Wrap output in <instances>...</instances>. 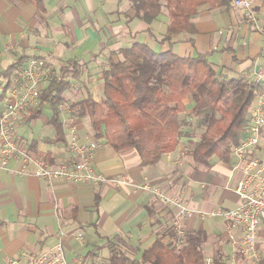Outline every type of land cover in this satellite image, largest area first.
I'll return each mask as SVG.
<instances>
[{
  "label": "crops",
  "instance_id": "obj_1",
  "mask_svg": "<svg viewBox=\"0 0 264 264\" xmlns=\"http://www.w3.org/2000/svg\"><path fill=\"white\" fill-rule=\"evenodd\" d=\"M252 11L256 26L233 2L229 8L203 5L193 18L194 34H179L164 41L170 23L165 0L159 17L151 24L138 18L131 0H0V75L28 57H43L52 62L46 88L61 65L80 61L86 68L80 79H70L67 97L76 103L91 94L100 102L102 71L111 56L118 60L121 55L114 53L135 43H147L157 53L171 50L182 58L206 54L222 79L257 83L256 77L264 76V0H254ZM257 84V88H264V80ZM185 105L181 116L191 122V131L184 127L188 134L177 148L156 166L148 167L142 166L134 149L116 152L105 139H96L88 118L72 117L81 143L95 140L100 144L93 157L97 172L108 178L126 176L137 184L148 182L161 195L182 199L197 211L185 221L188 234L205 233V258L214 257L223 263L231 250L226 224L219 217L198 211L237 207L239 198L232 188L241 174L234 171L237 158L233 155L226 162L213 158L211 167L194 166L188 155L190 142L199 141L203 130L193 116L194 102L186 99ZM47 106L41 109L40 103L27 115L19 123L17 135L29 154L38 159L50 155L54 163H60L72 157L65 119L61 115L65 140L58 141L51 123L53 110L50 107L48 116ZM3 109L0 102V113ZM263 155L264 134L255 153L264 164ZM34 170L33 164L24 167L19 159L0 169V264H33L39 253L58 242L63 243L69 261L83 256L91 263H109L108 240L139 259L158 239L169 244L176 238L175 208L158 194L136 186L50 183L35 176ZM78 234L83 235L82 240Z\"/></svg>",
  "mask_w": 264,
  "mask_h": 264
},
{
  "label": "trees",
  "instance_id": "obj_2",
  "mask_svg": "<svg viewBox=\"0 0 264 264\" xmlns=\"http://www.w3.org/2000/svg\"><path fill=\"white\" fill-rule=\"evenodd\" d=\"M140 20L151 24L162 9V0H131ZM170 23L164 41L179 34L196 32L193 18L198 8H229L233 0H165ZM121 58L108 61L102 71L103 99L97 102L91 94L76 103L67 92L70 79H80L86 65L69 61L60 66L41 94V109L49 104L53 110L52 125L58 141H64L63 123L58 109L68 104L72 116L88 118L96 139H105L116 152L134 149L144 167L156 166L166 154L173 152L185 132V100L194 104L193 116L203 130L199 141L190 142L188 155L195 167H211L213 158L222 162L232 155V147L244 138L249 111L255 101L258 84L249 80L222 79L211 66L206 54L182 58L169 50L157 53L147 43H135L114 53ZM16 65L0 75L9 79ZM1 99V96H0ZM40 109V110H41ZM35 113V112H34ZM44 160L54 163L50 155ZM264 234V233H263ZM203 232L189 233L178 248L158 239L137 259L118 243L108 240L110 264H203Z\"/></svg>",
  "mask_w": 264,
  "mask_h": 264
},
{
  "label": "built area",
  "instance_id": "obj_3",
  "mask_svg": "<svg viewBox=\"0 0 264 264\" xmlns=\"http://www.w3.org/2000/svg\"><path fill=\"white\" fill-rule=\"evenodd\" d=\"M253 1L233 0V4L243 10L248 21L256 26L257 17L252 11ZM51 66L50 59L28 57L15 68L9 79L0 82V102L4 106L3 112L0 113V169L6 168L11 160L19 159L24 167L33 164L35 176L50 183L66 181L93 187L107 185L113 188L136 186L140 190L158 194L175 208L173 228L176 238L173 243L178 248L182 247L188 236L185 221L197 211L188 207L180 198L161 195V191L148 182L137 184L126 176L108 178L97 172L93 157L100 144L95 140L80 142L71 110L64 102H60L58 109L65 119L69 137L67 147L72 154L70 159L60 163L38 159L19 143V123L40 107L44 82ZM256 80L258 83L264 80V76L259 74ZM254 95L255 101L249 111L246 134L241 143L233 146L231 150L232 155L237 158L234 171L241 174L232 188L239 198L238 205L233 209H216L210 213L198 211L201 215L224 220L231 245L230 254L223 263L217 262L214 257H206L203 264H264V164L255 156L264 134V88H257ZM77 238L82 240L83 235L78 234ZM33 264L110 263L104 260L91 263L83 256L69 261L63 243L58 242L47 251L39 253Z\"/></svg>",
  "mask_w": 264,
  "mask_h": 264
},
{
  "label": "rangeland",
  "instance_id": "obj_4",
  "mask_svg": "<svg viewBox=\"0 0 264 264\" xmlns=\"http://www.w3.org/2000/svg\"><path fill=\"white\" fill-rule=\"evenodd\" d=\"M79 91L81 92L82 90L79 89ZM77 94H78V93H77ZM81 94H82V95H85V94H84V91H82ZM45 112H46L45 114H47V115L49 116V115L51 114L52 111H51L50 107L47 106L46 109H45ZM190 126H191V122H190V123H187V122H186L185 127H186L187 130H189ZM189 131H191V130H189ZM261 155H262V153H261ZM262 158H263V161H264V155L262 156ZM107 254H108V252L106 251V255H107Z\"/></svg>",
  "mask_w": 264,
  "mask_h": 264
}]
</instances>
